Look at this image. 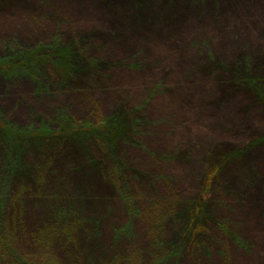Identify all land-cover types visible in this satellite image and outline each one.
<instances>
[{"label":"rangeland","instance_id":"1","mask_svg":"<svg viewBox=\"0 0 264 264\" xmlns=\"http://www.w3.org/2000/svg\"><path fill=\"white\" fill-rule=\"evenodd\" d=\"M4 58L0 264H264V0H0Z\"/></svg>","mask_w":264,"mask_h":264},{"label":"trees","instance_id":"2","mask_svg":"<svg viewBox=\"0 0 264 264\" xmlns=\"http://www.w3.org/2000/svg\"><path fill=\"white\" fill-rule=\"evenodd\" d=\"M54 46H56L55 44L51 45L50 50H52L51 48H53ZM57 48V47H54ZM55 51H50L45 53V58L50 60H55L59 63V65L63 64V60H65V54H66V50L63 51H59V52H55ZM31 56V54H30ZM5 60L2 59L3 62ZM61 117V122L59 124V127H57V131L55 134L56 137L57 136H62L63 139L62 141H65L66 139H69V141H78L79 145L82 146V142H85V144L87 145L89 143V141H92L94 143H103L106 145V147L108 148L109 152L114 155V146H113V142L117 139V137L120 136L121 132H119V127L120 126H114L112 124V126H109V124H106V126H102V127H98V126H90L89 123L84 124L83 126H72V121L71 120H67L64 116ZM123 120V118L121 119ZM124 123V120L122 121ZM123 127V126H121ZM49 130H45V132H48ZM10 135L6 138L5 143L9 145V143H16L14 138V135L9 132ZM19 140V138H18ZM26 141V140H24ZM21 142V141H20ZM22 145V144H21ZM21 147H24V149H26V146L23 145ZM1 148H4V146H2ZM11 150H13L15 156V163L12 164L11 162H5V165L8 169H6L3 165L1 168V175H3L6 178L5 181V185L4 184H0V190H3L4 188H7L9 186H11L13 184V180L14 179H18V176H21L22 179H27L26 177V172H27V165L25 162V152L23 148H18L17 146L13 149L10 147ZM4 161V160H3ZM222 165H220L219 167L217 166V168H215V171L213 173H215L216 171L218 172L220 167ZM9 170V172H7ZM19 170H22L20 173L16 174ZM3 171V172H2ZM208 173L203 181V192H202V196L198 197L196 200L195 205L192 206L191 209V213H190V219L188 221L187 224H185V228L182 229V231H186L185 234H182L183 237H186L189 235L190 230L186 229L188 228V224L192 221H195V223L197 224V226L201 225V221L203 218V214L205 216V197L208 194V191L211 187L212 184V180L214 178L213 175ZM186 229V230H185ZM184 245L180 246L179 243L173 247L172 251H171V255L167 258L170 259L171 256H179L180 252L182 251Z\"/></svg>","mask_w":264,"mask_h":264},{"label":"bare ground","instance_id":"3","mask_svg":"<svg viewBox=\"0 0 264 264\" xmlns=\"http://www.w3.org/2000/svg\"><path fill=\"white\" fill-rule=\"evenodd\" d=\"M31 160H32V158H30ZM27 168H28V166H27ZM216 212L215 211H212L211 212V216H213L212 214H215Z\"/></svg>","mask_w":264,"mask_h":264}]
</instances>
